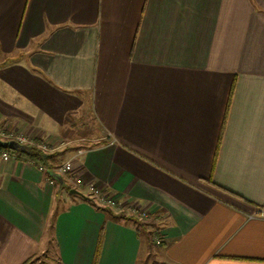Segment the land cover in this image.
<instances>
[{
	"label": "crops",
	"instance_id": "0c3cea01",
	"mask_svg": "<svg viewBox=\"0 0 264 264\" xmlns=\"http://www.w3.org/2000/svg\"><path fill=\"white\" fill-rule=\"evenodd\" d=\"M85 112L84 186L0 156V264H264V0H0V126L61 144Z\"/></svg>",
	"mask_w": 264,
	"mask_h": 264
},
{
	"label": "built area",
	"instance_id": "2783aa9c",
	"mask_svg": "<svg viewBox=\"0 0 264 264\" xmlns=\"http://www.w3.org/2000/svg\"><path fill=\"white\" fill-rule=\"evenodd\" d=\"M13 133L8 132L5 128H2V126H0V140H16V142L20 143V144H32L34 143V139L32 138H28L25 135H21V134H16L15 137H13ZM62 144V143H61ZM60 144V145H61ZM38 147L40 149H42L43 151L46 152L50 151L49 146L45 143V141H42L40 143H37ZM59 147V146H58ZM10 147L8 148H0V156L3 160H8L10 159L12 156H17V154L10 152ZM83 150L82 149H78L74 155H72L70 157V159H68L67 161H64V163L59 164L56 167H53L50 171L43 165H39V168L43 171H46L49 175H62V176H66L70 181H72L75 186H79L82 187L84 186V182H82V179H80L79 177H77L74 173H73V160L79 156H81V154H83ZM86 189L88 191V197H90L91 199L94 200V202L99 205L100 207H104V208H108L111 209L112 211H114L116 214H124V215H128V216H132L135 217L136 219L139 220H147V218H149L150 216V211L139 207L136 204H131V203H127L126 201H123L121 199H118L115 196H111L110 193H108L107 191H104L102 188L92 185V184H88L86 185ZM154 240L157 243H161V237L156 235L154 237Z\"/></svg>",
	"mask_w": 264,
	"mask_h": 264
},
{
	"label": "rangeland",
	"instance_id": "374dc122",
	"mask_svg": "<svg viewBox=\"0 0 264 264\" xmlns=\"http://www.w3.org/2000/svg\"><path fill=\"white\" fill-rule=\"evenodd\" d=\"M82 119H83L82 121H84V124H82V127L83 126L85 127V125H88L90 128H87L88 126L86 128H84V127L82 128L79 125L78 129H79V131L81 129V132L77 133L78 134L77 137H75V135L73 133L69 132V134L66 135V138H64V142H62L61 145L58 142H55V143H49L48 141L45 142L50 148L49 149L50 151L46 150L47 153L54 154L57 152V150H58V152L60 150L61 151L63 150L64 153L67 152L66 155L64 156V159L61 162H59L58 164L54 165L53 167H56L59 164L64 163V161H67L68 158H70L72 156V155L70 156V153L72 151H74V153L78 149H82L84 151L86 148H90L92 146H95V145L103 142V141L109 140V138H110L108 136L109 132L107 130H106V132L105 131L102 132V127H100L101 131H99V132H98L99 127H98V129H96V131H93V128H97L96 127L97 125H95L94 120L90 116L87 115V112H85V116ZM2 141H8V140H2ZM9 141H11V140H9ZM56 257L57 256L53 254L52 250L44 252V253L41 252L35 258H32V261L29 262L28 264H32L33 262H37V264H59L58 259H56ZM148 260H149L148 264H161L160 262L159 263L155 262L153 260V257H151V256L148 258Z\"/></svg>",
	"mask_w": 264,
	"mask_h": 264
},
{
	"label": "trees",
	"instance_id": "16d2710c",
	"mask_svg": "<svg viewBox=\"0 0 264 264\" xmlns=\"http://www.w3.org/2000/svg\"><path fill=\"white\" fill-rule=\"evenodd\" d=\"M40 142H42V140H37V139H34V143H32V144H20L18 142H15L14 147L10 148V150H11L10 152L17 154L18 157L32 160L34 163H36L38 165H43L50 171L53 168V164L50 161H52V159H54V157L56 156L57 153L50 154V153L43 151L37 145V143H40ZM210 182H212V181L210 180ZM224 190H226V189H224ZM228 192H230V191H228ZM232 194H235V193L232 192ZM235 195H237V194H235ZM83 197H86V198L90 199L91 201L93 200L87 196H83ZM32 258L33 257L26 259L27 261H25L22 264H28L29 262L32 261Z\"/></svg>",
	"mask_w": 264,
	"mask_h": 264
},
{
	"label": "water",
	"instance_id": "95a60500",
	"mask_svg": "<svg viewBox=\"0 0 264 264\" xmlns=\"http://www.w3.org/2000/svg\"><path fill=\"white\" fill-rule=\"evenodd\" d=\"M14 145H15V142L14 141H1L0 140V148H8V147H14ZM71 193H79L77 190H75V189H72L71 190Z\"/></svg>",
	"mask_w": 264,
	"mask_h": 264
}]
</instances>
